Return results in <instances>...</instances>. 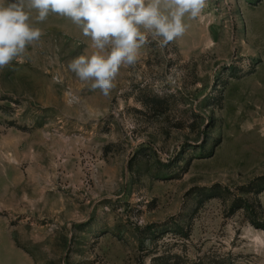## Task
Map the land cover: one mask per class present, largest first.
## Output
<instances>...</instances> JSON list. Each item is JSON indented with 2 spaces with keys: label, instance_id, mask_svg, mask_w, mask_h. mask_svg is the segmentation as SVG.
<instances>
[{
  "label": "rangeland",
  "instance_id": "obj_1",
  "mask_svg": "<svg viewBox=\"0 0 264 264\" xmlns=\"http://www.w3.org/2000/svg\"><path fill=\"white\" fill-rule=\"evenodd\" d=\"M36 15L0 71V264H264V0H206L107 96L68 67L90 39Z\"/></svg>",
  "mask_w": 264,
  "mask_h": 264
},
{
  "label": "clouds",
  "instance_id": "obj_2",
  "mask_svg": "<svg viewBox=\"0 0 264 264\" xmlns=\"http://www.w3.org/2000/svg\"><path fill=\"white\" fill-rule=\"evenodd\" d=\"M205 6L206 0H0V71L23 63L28 47L41 39L31 10L37 23L54 13L91 41L93 51L72 59L70 71L107 96L120 69L136 65L142 47L166 48L185 33L184 17H198Z\"/></svg>",
  "mask_w": 264,
  "mask_h": 264
},
{
  "label": "trees",
  "instance_id": "obj_3",
  "mask_svg": "<svg viewBox=\"0 0 264 264\" xmlns=\"http://www.w3.org/2000/svg\"><path fill=\"white\" fill-rule=\"evenodd\" d=\"M246 209L248 210V212L251 214V224L256 228V229H260V230H264V221H259L255 218L254 216V211H253V207L251 206V208L249 207V204L246 206ZM152 228H148V230L150 231Z\"/></svg>",
  "mask_w": 264,
  "mask_h": 264
}]
</instances>
